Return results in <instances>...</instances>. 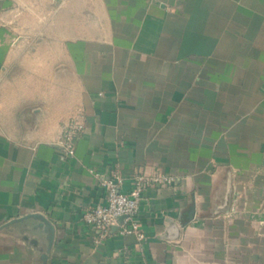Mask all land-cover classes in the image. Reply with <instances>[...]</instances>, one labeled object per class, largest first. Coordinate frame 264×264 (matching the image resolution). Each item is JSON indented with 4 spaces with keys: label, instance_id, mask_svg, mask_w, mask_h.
Returning a JSON list of instances; mask_svg holds the SVG:
<instances>
[{
    "label": "crops",
    "instance_id": "0c3cea01",
    "mask_svg": "<svg viewBox=\"0 0 264 264\" xmlns=\"http://www.w3.org/2000/svg\"><path fill=\"white\" fill-rule=\"evenodd\" d=\"M91 168L180 182L97 243ZM0 264H264V0H0Z\"/></svg>",
    "mask_w": 264,
    "mask_h": 264
},
{
    "label": "built area",
    "instance_id": "2783aa9c",
    "mask_svg": "<svg viewBox=\"0 0 264 264\" xmlns=\"http://www.w3.org/2000/svg\"><path fill=\"white\" fill-rule=\"evenodd\" d=\"M82 130L83 127L77 120L64 127L58 144L65 156H75L76 142ZM90 171L106 190L105 201L86 207L83 214L85 223L95 232L97 243L104 240L115 228L121 235H135L139 241H143L146 234L139 220V213L147 189L151 186L170 187L180 182L179 177L166 172L138 173L134 177L133 188L126 192L122 190V177L119 172L115 171L106 176L95 168Z\"/></svg>",
    "mask_w": 264,
    "mask_h": 264
}]
</instances>
